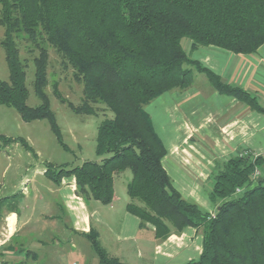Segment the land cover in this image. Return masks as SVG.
Returning <instances> with one entry per match:
<instances>
[{
    "label": "trees",
    "instance_id": "trees-1",
    "mask_svg": "<svg viewBox=\"0 0 264 264\" xmlns=\"http://www.w3.org/2000/svg\"><path fill=\"white\" fill-rule=\"evenodd\" d=\"M0 6L1 43L10 73L8 81L0 79V104L14 107L24 121L48 119L59 144L68 149L44 90L49 56L41 44L45 42L83 83L82 101L75 105L54 82L60 100L76 113H96L98 103L112 113L97 127L95 149L103 156L99 161L84 160L72 167L48 162L45 176L56 183L74 176L79 195L108 204L114 174L129 169L126 208L139 217L141 227L152 224L157 239L187 226L202 233L200 255L181 264H264V175L252 177L264 164V155L245 151L215 165L204 184L214 206L212 215L173 186L161 162L166 148L145 109L162 93L190 86L198 72L217 91L264 113L255 94L225 81L181 45L187 37L191 49L216 46L236 54L255 52L264 43V0H0ZM19 34L37 50L33 86L41 103L36 106L26 102ZM14 141L33 152L24 139ZM7 199L0 196V216ZM82 235L100 264H128L104 248L96 231Z\"/></svg>",
    "mask_w": 264,
    "mask_h": 264
},
{
    "label": "crops",
    "instance_id": "crops-1",
    "mask_svg": "<svg viewBox=\"0 0 264 264\" xmlns=\"http://www.w3.org/2000/svg\"><path fill=\"white\" fill-rule=\"evenodd\" d=\"M190 51L196 52L192 58L225 81L254 93L264 107V43L249 54H236L216 46H197ZM170 91L156 97L165 99L157 106L164 114L169 113L168 129L162 127L167 130L166 139L161 137L151 113L147 111L166 148L162 165L173 186L185 199L211 213L214 206L204 184L217 163L241 155L244 151L264 155V113L230 94L217 91L206 76L198 72L194 74L190 86ZM170 97L171 101L167 103ZM258 169L260 175H264V164ZM43 170H36L35 175L26 178L22 185V190L25 185V197L30 196L31 201L36 203L31 211L37 209V204L43 203L44 209L38 214L42 222L33 227L32 221L38 220L33 213H26L21 219L14 210L2 214L0 261L42 264L44 255L48 258L52 256L44 253L45 242L32 237V233H50L52 238L55 235L52 231L59 230V225L71 231L65 232L66 242L70 243L71 253L81 255L82 264H100L94 251L93 254L88 252L87 247L92 249L89 242L86 246L79 236L90 230L97 232L101 244L111 255L128 264H181L200 255L202 233L194 227L187 226L179 233L173 232L165 239H157L153 225L147 223L141 227L139 217L126 208L128 200L125 198L120 202L115 187L108 204L79 195L74 176H64L59 183L46 176L50 184H45L41 190L42 183L37 177L43 174ZM27 183H31V189H28ZM10 212L16 215L12 239L21 237L18 246L14 247L4 244L12 235L4 234L5 216ZM37 241L38 246L32 244ZM24 248L35 252V255L26 253Z\"/></svg>",
    "mask_w": 264,
    "mask_h": 264
},
{
    "label": "rangeland",
    "instance_id": "rangeland-1",
    "mask_svg": "<svg viewBox=\"0 0 264 264\" xmlns=\"http://www.w3.org/2000/svg\"><path fill=\"white\" fill-rule=\"evenodd\" d=\"M3 38L4 26L0 24V79L8 81L10 73L5 50L1 43ZM16 41L19 47V56L25 64V83L28 89L26 102L30 106H36L41 103L40 98L35 94L33 86L34 56L37 54V50L34 49L32 51L35 47L34 44H30L22 34L18 35ZM41 44L47 46L49 55L47 65L48 82L44 90L60 129L62 140L66 143L68 149H64L59 144L48 119L40 118L33 121H24L14 107L0 104V136L12 139L7 143L0 139V196L9 197V200L7 199L2 208V214L14 210L18 212L21 219V217H25L26 213H33L38 219L32 221L31 225L33 227L42 222L38 214L44 209V205L41 202L37 204L35 211H31L36 203L31 201L30 196L28 198L25 197L27 195L23 194L25 185L23 190L22 185L25 179L32 178L36 170H43L48 162L53 163L55 166L67 163L69 167H72L79 165L84 160L99 161L103 156L98 155L95 149L97 127L104 117L112 116V113L102 103L95 105L96 113L87 114L74 112L67 101L60 100L54 93V82H56L57 89L61 95L75 105L80 104L82 101L83 83L74 78V70L71 65L64 62V58L52 46L47 45L45 42ZM181 45L190 56H196V52L190 51L189 38L183 37ZM164 100L163 98H155L145 105V109L151 113L155 127L161 137L166 139L167 130H163L162 127L165 126L168 129L169 118L167 116L169 113L164 114L159 105L157 106V104H162ZM170 101L171 97L167 100V103H170ZM20 138L24 139L33 148L34 154L27 150L19 141H14ZM131 176L132 173L129 169L114 174V187L116 194L121 198L120 202L125 198L130 200L126 193V184ZM37 180L42 183L41 190L44 189L43 186L45 184H50V180L43 174L38 175ZM27 187L31 189V183H27ZM14 216L12 225H9L8 228L5 225L6 235L12 234L9 235L11 238L9 237L4 243L5 246L9 244H12L13 247L18 246L21 239V237L12 239L13 227L16 225V215ZM52 232L55 234L52 238H50V233L39 234L36 231L32 233V237L41 238L45 242L44 253L52 256L48 258L44 255L42 264H82L81 255L71 253L69 249L70 243L66 242L67 235H65V232L71 233V231L59 225V230L54 229ZM79 236H81L82 243L88 246L86 238L81 234ZM32 244L38 246V241ZM87 248L88 252L93 254L92 249ZM88 258L91 261L89 256Z\"/></svg>",
    "mask_w": 264,
    "mask_h": 264
},
{
    "label": "built area",
    "instance_id": "built-area-1",
    "mask_svg": "<svg viewBox=\"0 0 264 264\" xmlns=\"http://www.w3.org/2000/svg\"><path fill=\"white\" fill-rule=\"evenodd\" d=\"M246 152L244 151L242 154H245ZM241 154V155H242ZM260 175V171H259V169L258 168H256L255 170H254V172H253V174H252V177L253 178H257V176H259ZM238 191H239V189H237ZM211 214L213 215V212H211ZM15 214L13 213V212H10L9 214H7L6 216H5V223H6V227L8 228L9 227V225H12V220L14 219V216ZM6 234V233H5Z\"/></svg>",
    "mask_w": 264,
    "mask_h": 264
}]
</instances>
